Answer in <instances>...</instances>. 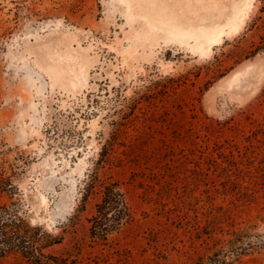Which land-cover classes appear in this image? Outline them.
I'll use <instances>...</instances> for the list:
<instances>
[{
    "label": "rangeland",
    "instance_id": "rangeland-1",
    "mask_svg": "<svg viewBox=\"0 0 264 264\" xmlns=\"http://www.w3.org/2000/svg\"><path fill=\"white\" fill-rule=\"evenodd\" d=\"M0 141L27 160L0 204L74 264H195L264 234V0H0ZM101 153L130 217L97 242L81 193Z\"/></svg>",
    "mask_w": 264,
    "mask_h": 264
},
{
    "label": "trees",
    "instance_id": "trees-1",
    "mask_svg": "<svg viewBox=\"0 0 264 264\" xmlns=\"http://www.w3.org/2000/svg\"><path fill=\"white\" fill-rule=\"evenodd\" d=\"M101 150L107 154L108 147L103 146ZM9 151L11 148L0 141V189L6 191L9 197H13L19 193L13 180L19 173L17 170L27 160L18 154L13 158L15 162L6 167L4 156ZM104 155L101 153L103 157L97 160V166L87 175L81 193L82 199L89 195H95L98 199L94 213L88 218L89 237L97 242L106 241L109 235L118 231L130 217L124 192L118 182L98 177V167L108 161ZM60 242V237L46 231L42 225L37 222L30 223L20 197L0 204V258L15 253L34 264H74V260L68 256L47 252L49 247ZM256 248H264V234L250 233L247 228H236L224 244L214 247L195 264H234L241 256Z\"/></svg>",
    "mask_w": 264,
    "mask_h": 264
},
{
    "label": "bare ground",
    "instance_id": "bare-ground-1",
    "mask_svg": "<svg viewBox=\"0 0 264 264\" xmlns=\"http://www.w3.org/2000/svg\"><path fill=\"white\" fill-rule=\"evenodd\" d=\"M238 28V25H234L233 27H232V29H233V31H235L236 29ZM215 40H217V39H215ZM72 63V62H71ZM233 78V77H232ZM242 80V79H241ZM75 81V80H74ZM76 82V81H75ZM231 82V81H230ZM247 84V83H246Z\"/></svg>",
    "mask_w": 264,
    "mask_h": 264
}]
</instances>
